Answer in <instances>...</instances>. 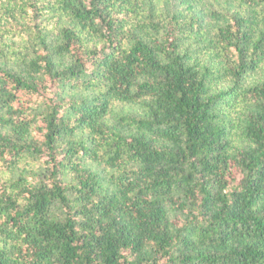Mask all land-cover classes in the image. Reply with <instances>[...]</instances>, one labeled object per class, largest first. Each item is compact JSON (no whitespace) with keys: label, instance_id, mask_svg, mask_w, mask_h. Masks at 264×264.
I'll list each match as a JSON object with an SVG mask.
<instances>
[{"label":"trees","instance_id":"obj_1","mask_svg":"<svg viewBox=\"0 0 264 264\" xmlns=\"http://www.w3.org/2000/svg\"><path fill=\"white\" fill-rule=\"evenodd\" d=\"M0 264H264V0H0Z\"/></svg>","mask_w":264,"mask_h":264}]
</instances>
